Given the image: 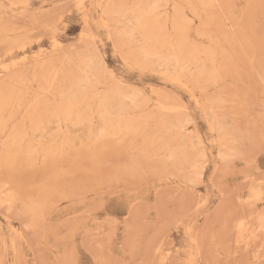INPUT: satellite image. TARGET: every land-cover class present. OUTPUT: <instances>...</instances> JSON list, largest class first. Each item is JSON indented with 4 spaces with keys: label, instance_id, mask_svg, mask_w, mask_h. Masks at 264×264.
<instances>
[{
    "label": "rangeland",
    "instance_id": "rangeland-1",
    "mask_svg": "<svg viewBox=\"0 0 264 264\" xmlns=\"http://www.w3.org/2000/svg\"><path fill=\"white\" fill-rule=\"evenodd\" d=\"M0 110V264H264V0H0Z\"/></svg>",
    "mask_w": 264,
    "mask_h": 264
},
{
    "label": "bare ground",
    "instance_id": "bare-ground-1",
    "mask_svg": "<svg viewBox=\"0 0 264 264\" xmlns=\"http://www.w3.org/2000/svg\"><path fill=\"white\" fill-rule=\"evenodd\" d=\"M72 4V3H71ZM107 5H109V4H107ZM63 6V5H62ZM152 8V7H151ZM150 9V8H149ZM157 9V8H156ZM150 10H153V8L152 9H150ZM155 10V9H154ZM156 11V10H155ZM155 11H152L153 13L155 12ZM110 12V11H109ZM128 13V12H127ZM126 13V14H127ZM151 13V12H150ZM131 14H133V13H131ZM142 14H144V13H142ZM146 14V13H145ZM130 15V14H129ZM123 16V15H122ZM142 16V15H141ZM160 17V16H159ZM181 17V16H180ZM133 22V21H132ZM134 24V23H133ZM17 27V29H18V27L19 26H16ZM12 28H14V26L12 25ZM11 28V29H12ZM20 28V27H19ZM5 29V28H4ZM9 29V28H8ZM8 29H5V30H8ZM21 29V28H20ZM12 31V30H11ZM17 31V30H16ZM90 31V30H89ZM3 32H4V30H3ZM8 32V31H7ZM6 32V33H7ZM21 32V31H20ZM91 32V31H90ZM93 34V33H92ZM134 35V34H133ZM23 36V35H22ZM9 37V36H8ZM6 38V39H9V38ZM27 37V36H26ZM25 37V38H26ZM138 37V36H137ZM143 37V36H142ZM144 38V37H143ZM10 40H11V38H10ZM9 40V41H10ZM5 42H6V40H4ZM144 41V40H143ZM12 42V41H11ZM7 43V42H6ZM24 44V43H23ZM17 47V46H16ZM151 54V53H150ZM83 58V57H82ZM188 60V59H187ZM84 61V60H83ZM93 61V60H92ZM193 61V60H192ZM192 61H191V63H192ZM87 62V61H86ZM85 62V63H86ZM162 62V61H161ZM195 62V61H194ZM149 64V63H148ZM173 71V70H172ZM56 75H57V73H56ZM17 78V77H16ZM22 80H24V79H22ZM178 81V80H177ZM21 83V82H20ZM70 92V91H69ZM76 95V94H75ZM12 96H13V94H12V90H11V88H7L6 89V93H4V95H3V97H4V103H6L5 105H10L11 104V102H12ZM18 98V97H17ZM76 98V97H75ZM16 101V100H15ZM75 102V101H74ZM16 104V103H15ZM40 105V104H39ZM111 106V105H110ZM40 107V106H39ZM6 108V107H5ZM72 108V107H71ZM2 109V108H1ZM0 111H2V110H0ZM4 111H6V110H4ZM4 111H2V112H4ZM73 111V110H72ZM2 112H0L1 114H2ZM123 112V111H122ZM6 113V112H5ZM4 113V114H5ZM4 114H2V116L4 115ZM55 114V113H54ZM116 114V113H115ZM74 115V114H73ZM111 115V114H110ZM118 115V114H117ZM1 116V115H0ZM75 116V115H74ZM114 116V115H113ZM9 117V116H8ZM68 117V116H67ZM73 117V116H72ZM71 117V118H72ZM49 118V117H48ZM4 120V119H3ZM43 122H44V120H43ZM2 123H5V122H2ZM2 123H1V125H2ZM106 123V122H105ZM2 126H4V125H2ZM15 126V125H14ZM197 140V139H196ZM4 194V193H3ZM31 223V222H30ZM24 226V225H23ZM13 231H15V230H13ZM15 238V237H14ZM1 241V240H0ZM17 241V240H16ZM19 242V241H18ZM18 242H16V243H18ZM33 244V243H32ZM19 245V244H18ZM17 246V245H16ZM20 247V246H19ZM21 249V248H20ZM0 253H2V252H0ZM16 254V253H15ZM21 258H22V256H21ZM23 261V260H22ZM19 262V261H18ZM27 262V261H26ZM20 263V262H19Z\"/></svg>",
    "mask_w": 264,
    "mask_h": 264
}]
</instances>
